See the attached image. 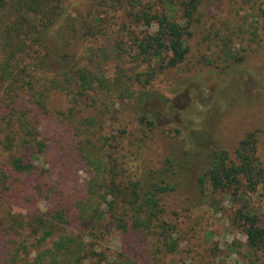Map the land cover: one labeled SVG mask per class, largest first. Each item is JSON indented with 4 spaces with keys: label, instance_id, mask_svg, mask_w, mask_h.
<instances>
[{
    "label": "rangeland",
    "instance_id": "374dc122",
    "mask_svg": "<svg viewBox=\"0 0 264 264\" xmlns=\"http://www.w3.org/2000/svg\"><path fill=\"white\" fill-rule=\"evenodd\" d=\"M197 1L189 21L183 16L186 0H167L168 4L160 0H6L0 8L13 19L25 5L38 15L35 27L44 28L31 37L35 44L30 48L38 52L43 46L49 53L52 75L85 69L113 79L125 91L122 99L96 100L94 96L96 102L86 110L77 102L68 104L62 91L47 88L46 102L57 112L71 110L75 117H92V144L104 146L114 169H124L127 176L144 178L148 184L167 177L176 185L161 196L159 217L178 239L177 251L156 255L160 243L153 229L139 236L148 255L141 264H264V239L254 245L248 238L253 222L264 229V182L254 192L244 190L239 196L229 190L212 193L199 183L207 165L205 157L212 151L210 144L235 160L237 146L246 137L254 142L264 175V0ZM147 13L184 23L187 53L182 62H173V52L166 46L142 53L139 42L144 36L162 33L156 21L148 23ZM34 51L32 59L22 53L16 62L31 71L41 58V50L39 56ZM3 89L0 104L9 101ZM146 113L152 126L140 120ZM183 138L193 144L197 155L190 165L183 164L179 174L173 163L181 154ZM188 144L184 147L190 150ZM79 175L86 179L84 173ZM46 206V201L38 205L42 210ZM21 211L13 207L5 214L18 222ZM248 216L253 219L247 220ZM2 221L0 239H11L13 235L5 238L10 225ZM104 225L99 233L104 237L105 260L100 257L95 264H128L120 230ZM34 258L32 252L27 256L29 261Z\"/></svg>",
    "mask_w": 264,
    "mask_h": 264
},
{
    "label": "trees",
    "instance_id": "16d2710c",
    "mask_svg": "<svg viewBox=\"0 0 264 264\" xmlns=\"http://www.w3.org/2000/svg\"><path fill=\"white\" fill-rule=\"evenodd\" d=\"M160 1L168 4L167 0ZM5 5L6 0H0L2 9ZM197 6V0H186L183 10L186 21ZM2 9L0 89L4 87V99L9 101L0 104V227L5 225L2 219H6L10 229L5 238L13 236L0 239V264H86V261L95 264L100 257L104 261L105 255L101 253L104 237L99 232L105 229V222L108 227L120 230L128 264H141L148 256L146 244L139 236L153 229L160 243L156 255L175 253L178 239L170 225L160 220L159 201L176 185L168 182L167 177L148 184L144 178L127 176L124 169H114L115 163L105 154L104 146L92 144V117L81 119L75 113L70 114L71 110L57 112L46 102V91L55 89L63 92L68 104L77 102L87 110L96 102L92 101L94 96L96 100H111L115 96L122 99L125 91L119 90L113 79L91 75L85 69L52 75L47 63L49 53L43 46L38 52L30 48L35 44L31 37L35 38L34 34L44 28L35 27L33 21L38 15L25 5L13 19ZM146 15L148 23L156 21L162 33L146 34L143 43L139 42L142 53L166 46L173 52L172 61L182 62L187 53L182 39L184 23L180 25L156 13ZM40 50L41 58L31 71L16 62L18 55L23 53L32 59L33 51L39 56ZM38 73L39 78L35 76ZM140 118L153 125L147 113ZM186 144L183 138L181 154L173 163L179 174L183 164L190 165L197 155L191 148L193 144H188L190 150L184 147ZM210 145L206 169L199 177L204 190L208 188L212 193L229 190L233 196H239L244 190L254 192L263 184V171L250 137L240 141L235 160L226 151ZM43 201L47 202L44 210L38 207ZM13 207L23 210L18 222L5 214L6 209ZM248 238L259 245L264 239V229L253 222L248 228ZM30 252L35 255L33 261L27 259Z\"/></svg>",
    "mask_w": 264,
    "mask_h": 264
}]
</instances>
